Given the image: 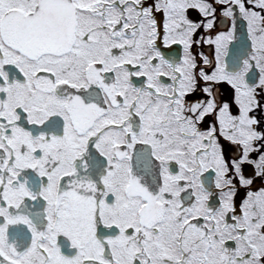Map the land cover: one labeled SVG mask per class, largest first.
Masks as SVG:
<instances>
[{"label":"snow or ice","instance_id":"1","mask_svg":"<svg viewBox=\"0 0 264 264\" xmlns=\"http://www.w3.org/2000/svg\"><path fill=\"white\" fill-rule=\"evenodd\" d=\"M260 91L264 0H0V264H264Z\"/></svg>","mask_w":264,"mask_h":264},{"label":"flooded vegetation","instance_id":"2","mask_svg":"<svg viewBox=\"0 0 264 264\" xmlns=\"http://www.w3.org/2000/svg\"><path fill=\"white\" fill-rule=\"evenodd\" d=\"M149 3H151V0H149ZM216 7V16H217V24H216V29L215 31H213L211 34L212 35H215L217 31H227V27L230 26L229 25H225L223 22H222V18L220 17V11H221V7L222 6H218V5H214ZM246 6H248L246 4ZM259 10V9H257ZM188 16H189V19L193 20V21H198L201 19L200 17V14L196 11V10H190L188 12ZM236 36L239 39H244L246 38L245 37V32H246V28H245V25H244V22L241 21V20H238L237 23H236ZM204 32V29L201 28L196 36L194 37V39H197L199 38V36ZM176 49H174L175 51ZM194 52H198V51H202L205 53V55H207L209 57V59H212L213 58V55H214V52H213V48L212 47H209V46H201L200 48H196L194 46ZM220 97H219V100L221 103H223L224 101H227L229 104L232 105V108H231V111L232 113L235 115V114H238V110L235 106V104H233V90L230 88V86H228L227 84H221L220 85ZM201 94L200 93H197L195 96H190L189 97V100H193V99H196L200 96ZM259 99L262 103V105H264V91H260V94H259ZM253 116H256L258 119L261 120V123L258 127V131H264V112H261V111H256V112H253L252 113ZM213 119V117H208L206 119V121L204 122L203 125H201L202 128H206L207 125H208V122L211 121ZM225 154L228 158H232L233 156H236L238 155V149L235 148V147H231V146H228L226 145L225 146ZM258 155V153H253L252 156L253 158H255L256 156ZM244 174L246 176H253L254 173H253V168L249 165H245L244 166ZM261 187H264V179H255L254 183L251 185V188L250 189H244V188H241L239 190V197H236L235 198V203H236V207H237V212H239V206H240V203L241 201L243 200V198L245 197V194H246V191L248 190H251V191H256V190H259Z\"/></svg>","mask_w":264,"mask_h":264},{"label":"rangeland","instance_id":"3","mask_svg":"<svg viewBox=\"0 0 264 264\" xmlns=\"http://www.w3.org/2000/svg\"><path fill=\"white\" fill-rule=\"evenodd\" d=\"M238 193H239V192H238ZM238 193H237L236 197H239ZM236 197H235V198H236Z\"/></svg>","mask_w":264,"mask_h":264}]
</instances>
